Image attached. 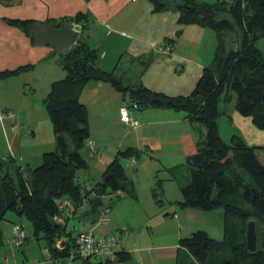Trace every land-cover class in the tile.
Wrapping results in <instances>:
<instances>
[{
  "label": "crops",
  "instance_id": "0c3cea01",
  "mask_svg": "<svg viewBox=\"0 0 264 264\" xmlns=\"http://www.w3.org/2000/svg\"><path fill=\"white\" fill-rule=\"evenodd\" d=\"M79 15L82 20H76ZM179 17L175 0L161 11L155 10L151 0L0 1V73L34 65L32 70L21 74L0 76V165L7 155L16 163L36 168L42 164L44 153L56 149L53 123L44 99L53 82L66 75L61 68L55 76L54 68L58 63L62 67V60L54 63V48L37 46L27 32L10 24L9 20H33L36 26H55L59 21H69L87 43L97 49V66L102 70L114 73L124 85L143 86L154 92L177 96L193 92L204 69L214 63L219 45L215 31L195 24H181ZM168 41L173 46L167 44ZM261 41L264 38L256 45L264 54V44H259ZM165 47L171 50H164ZM127 58L136 69L135 77L128 82L118 75L120 64ZM40 88L46 92L41 94ZM128 97L106 82H89L81 91L80 100L89 108L90 138L96 143V153L89 155L95 158L90 159L88 168L83 170H87L86 176L95 183L83 181L78 173L84 191H89L88 201L71 212L65 225L74 236L89 230L97 235L123 230L122 254L107 264H198L182 246L181 239L198 230L210 234L211 227L219 233V229L224 228V209L218 213L213 210L208 215L206 212L211 211L181 208L178 203L183 197L178 180L180 193L171 196V187L162 179L163 204H158L152 194L159 179V168L167 175H173L186 165L187 157L197 151V126L183 111L150 107L132 111L141 123L140 127L133 128L124 123L120 115ZM231 106L220 107L222 114L218 124L221 135L222 126L227 131L226 136L222 135L224 140L229 142L233 136H240L248 146H264V129L256 127L253 118L242 115L235 105ZM129 149L139 160L137 166H131L130 173L126 169L128 182L132 185L130 192L122 196L110 193L99 196L102 203L97 218L109 215L112 218L110 223L84 218L83 213L92 209L90 199L97 196L94 189L103 180L107 167L120 151ZM123 160L129 164L130 157ZM152 171L156 173L150 177L151 194L145 195L140 190L142 175ZM186 179L182 184L187 183L190 176ZM166 180L171 181L170 178ZM15 214V218H6L0 224L4 240L0 247V264H82L80 259L72 257L64 263L61 258H54L50 251V257L43 261L30 258L27 251L31 239L27 231L26 243L22 247L14 244V224H21L26 230L23 217ZM216 214L220 218L219 225L212 218ZM208 218L210 221L205 225L211 227H194L199 223L195 222L197 219L203 223Z\"/></svg>",
  "mask_w": 264,
  "mask_h": 264
},
{
  "label": "trees",
  "instance_id": "16d2710c",
  "mask_svg": "<svg viewBox=\"0 0 264 264\" xmlns=\"http://www.w3.org/2000/svg\"><path fill=\"white\" fill-rule=\"evenodd\" d=\"M151 2L156 11L168 7L166 0ZM175 8L180 13L181 24L209 28L216 32L219 40L214 63L204 69L191 94L169 96L143 86L124 85L114 73L97 66V49L87 42L75 43L61 55L65 77L53 82L44 99L53 123L56 149L44 153L42 164L36 168L16 163L10 156L9 160L1 161L0 224L10 211L27 218L33 224L35 235H43L47 240L52 256L61 258L64 263L74 252V260L80 259L82 264L110 262L77 255L78 235L74 236L66 225L56 220L60 213L57 198H70L78 210L89 196L87 190L82 193L84 185L78 175L89 166L86 153L87 140L91 137L89 108L80 100V94L86 84L96 81L109 83L129 95L130 100L139 104V110L163 107L183 111L197 126V151L186 159L191 178L181 184L183 199L178 204L181 208L203 211L223 208L225 216L222 239L211 237L206 230L195 231L181 239L182 246L198 264H264V238L260 239L258 230L259 223H264V161L261 160L264 146H248L240 136H233L227 142L218 124L222 114L220 103L230 101L235 93L236 109L252 117L256 127L264 129V54L256 45L264 38V0H175ZM82 19L81 15L76 17V20ZM9 23L30 36L36 26L33 20L14 19ZM237 30L241 34L240 50L229 39ZM167 44L172 45V42ZM33 68L34 65L29 64L0 73V76L21 74ZM133 156L131 149L119 152L95 187L96 197L120 190L130 192L132 185L128 182L123 159ZM163 183L158 179L152 191L158 204L164 203ZM96 197L90 199L91 204ZM97 215L98 212L92 214L90 210L83 213L84 218L92 217L94 222L98 220ZM250 220L256 221L258 232L255 252L248 249L246 241ZM59 238L66 239L62 250L56 246ZM3 244L0 225V247ZM121 254L118 253V259Z\"/></svg>",
  "mask_w": 264,
  "mask_h": 264
},
{
  "label": "built area",
  "instance_id": "2783aa9c",
  "mask_svg": "<svg viewBox=\"0 0 264 264\" xmlns=\"http://www.w3.org/2000/svg\"><path fill=\"white\" fill-rule=\"evenodd\" d=\"M164 50H171L170 47H165ZM139 104L136 101L127 100L120 109L121 120L127 125L138 128L141 126L140 120L132 115V111L139 110ZM14 115V113H12ZM88 154L96 153V143L95 140L89 138L87 140ZM8 156H4L3 160L6 161ZM138 159L133 156L130 158V165H136ZM84 194V189L82 190ZM123 192L117 191L114 193L116 195H121ZM87 198L84 199L83 204L86 203ZM56 205L59 210V214L56 217L58 223L65 225L67 217L70 216L71 212L76 209L74 202L68 197L57 198L55 200ZM109 210H106L108 212ZM111 217L109 215H104L99 218L98 222L102 224H109ZM124 231L123 230H114L108 231L106 233L97 235L93 230H89L83 233H80L77 236V255L87 258L92 257L93 259H102L113 261L117 259L118 253L124 243ZM13 236L14 244L18 247H22L27 241V233L23 225L14 224L13 226ZM65 238H59L56 242L58 249H64ZM76 253L74 252L71 257L73 258Z\"/></svg>",
  "mask_w": 264,
  "mask_h": 264
},
{
  "label": "rangeland",
  "instance_id": "374dc122",
  "mask_svg": "<svg viewBox=\"0 0 264 264\" xmlns=\"http://www.w3.org/2000/svg\"><path fill=\"white\" fill-rule=\"evenodd\" d=\"M166 1L168 3L173 2V0H166ZM260 40L261 39H259V41ZM259 44L263 45L264 44V41L259 42ZM129 58L131 59V57H129ZM129 58H127V60H125L124 62L122 61V63L120 64L119 70H118V75L120 77H122V78H125L126 82H128V80H132L133 77H135V72H136V69L132 65V63H131V61H130ZM61 59H62V56L61 55L55 54L54 55V58H53V61H54V63L56 61L58 63L59 60H61ZM132 61H133V59H132ZM57 65L58 66H55V68H54V70L56 71L55 72V76H57L59 74L58 72L59 71L61 72V70H62L61 69L62 67L59 65V63ZM40 91H41V94L44 93V92H46V90L44 91L42 88H40ZM232 95H233V99H232L231 102L230 101H228V102H223L222 101L220 103V107L221 108H223L224 106H227L228 108H231L232 107L231 105H233V107H234L235 101H236V94L235 93H232ZM121 96L122 95L120 94V97ZM127 99L130 100L129 97ZM230 103H232V104H230ZM116 130L117 129L115 128L114 129V132H116ZM222 130H223L222 135L226 136L227 135L226 134V132H227L226 131V127L225 126H222ZM261 160L264 161V156H261ZM138 162H139V160H138ZM123 164L125 165L126 169L130 173V171H129V169L131 168L130 161H129V164H126V161L123 160ZM137 165L138 164L133 165V166H137ZM182 166L183 167L179 171H177L176 173L175 172L173 173L174 175H167V173L165 172V170L162 169V168H159V170L157 171L158 178L159 179H164V182L167 183V186L171 187V189H170L171 196H175V195H177V193H180L177 190L178 181L182 184V182H184V180H187L186 178L188 176H190V178H191V169L187 165H185V164L182 165ZM155 173H156V171H152V173H148L146 175H142V182H141V185H140V190L143 191V194H145V195H149V193L151 194V189L150 188L152 186L150 187V184L151 183H149V182L151 181V178L150 177L152 176V174H153V176H155ZM79 174L81 175L80 177H81V179L83 181L84 180H87L88 183H91V184L92 183H95L94 181H92V179L89 180L88 179V176H86L87 175V170H81L79 172ZM174 176H176V177L173 178ZM169 178L171 179V181L170 180H166V179H169ZM176 180H178V181H176ZM165 185L166 184H164V186ZM124 194L125 193H122L120 196H122ZM161 197H164V194ZM215 211L216 212H214V213H218V211L222 212L223 211V208L216 209ZM206 213H209L208 215H211L210 213H213V211L206 212ZM15 216H16L15 212L10 211V212H8L6 218L12 219V218H15ZM209 217H211V216H209ZM81 218H82V216H81ZM212 218L214 219L215 224H218L219 225L220 218H219L218 214H216L215 217L212 216ZM22 221L25 223L26 231L29 234L30 239H31V242H30L31 247L27 251V253L29 254L30 258L35 257V258H37L38 260H41V261H43L44 259L49 258L50 255H49V248L47 247V240L43 237V235H40V236H36L35 235V231H34L33 224L27 218L23 217ZM209 221H210V218H208V220H206L205 222L201 223L202 220H199L198 221V219H197L195 222H197V223L199 222V223H198V225H194V227L195 226H200V228H205V226L211 227L212 225H205L206 222H209ZM208 227H206V228H208ZM258 230H259L260 239L264 238V223L263 222L259 223ZM209 231H210L211 237H213L215 239H219L220 240V239H222L224 237V228L223 227L219 229V231H220L219 233H217L213 227H211L209 229ZM5 237H7V239L9 238L8 235H5Z\"/></svg>",
  "mask_w": 264,
  "mask_h": 264
},
{
  "label": "water",
  "instance_id": "95a60500",
  "mask_svg": "<svg viewBox=\"0 0 264 264\" xmlns=\"http://www.w3.org/2000/svg\"><path fill=\"white\" fill-rule=\"evenodd\" d=\"M31 37L35 39L37 46H49L54 48V54L63 55L73 44L86 43V39L82 37L80 32L70 25L68 21H59L57 25L42 24L33 27L31 30ZM230 41L240 50L241 34L237 30ZM88 159H94L95 156H89ZM138 156L140 157L139 153ZM101 197H96L91 209L92 214H97ZM246 241L248 249L255 252L258 249V232L256 228V221L250 220L246 230Z\"/></svg>",
  "mask_w": 264,
  "mask_h": 264
}]
</instances>
